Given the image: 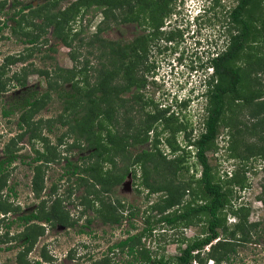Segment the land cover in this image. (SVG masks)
Returning a JSON list of instances; mask_svg holds the SVG:
<instances>
[{"label": "rangeland", "instance_id": "1", "mask_svg": "<svg viewBox=\"0 0 264 264\" xmlns=\"http://www.w3.org/2000/svg\"><path fill=\"white\" fill-rule=\"evenodd\" d=\"M21 1L31 6L44 2ZM71 1L60 0L61 7ZM10 2L6 0V7L0 12V20L12 11L8 8ZM96 2L90 0L86 6L81 5L77 16L70 21L71 32L77 31L83 38L82 42L72 40L71 45L66 46L53 37L50 30L41 34L36 46L48 48L49 58L46 61L40 59L42 53L36 51L35 46L24 42L22 33L32 29L33 21L30 23L28 19V23L23 22L24 28L18 35L11 34L9 27L3 29L0 34V62L10 54H22L24 59L9 64L1 79L7 81L6 78L14 69L27 63L38 68L50 67V75L47 77L35 72L28 76L29 85L37 86L39 91H43L49 81L53 86L59 84L62 78L56 77L59 72L66 73L71 79L64 84L68 91L73 87L80 91L98 93L101 87L96 84L106 79L111 94L121 95L125 101L114 104L111 109L101 103V111H109L110 115L105 117L102 113L93 119V123L99 125L98 136L104 138L109 134L107 145L113 138L109 143L113 146L109 152L117 153L114 158L117 166L128 162L123 152L118 151L123 144H126L125 152L128 154L145 151L146 155L139 163L130 165L128 174L109 196L125 205L123 221L112 226L104 223L93 209L82 211L83 205L79 202L84 194L83 187L76 183L75 176L62 174L65 159L60 157L67 156L84 165L85 161L77 157L88 151L78 153L75 148L66 150L65 146L73 141L74 136L73 132H68L67 126L56 124L54 131L49 133L41 129L50 144L56 146L57 159H60L40 164L43 174L40 195L34 196L31 188L34 172L29 164L20 161L15 162L8 179L9 184L15 185V194L7 190H3V193H7L9 201L19 205L22 212L35 208L42 199L49 206L57 198L62 208L77 219V223L73 227H65L38 222L44 225V232L36 237L34 243L26 246V251L19 254L18 262L24 264H35L37 260L41 264H90L92 259L105 257L115 263L125 264L124 261L131 257H126L124 252L117 249L107 253L108 247L143 228H149L144 231L142 242L150 249L152 256L169 258L179 255L188 242L204 237L207 233L210 216L205 212L173 222H167L163 217L205 201L199 186L202 166L196 156L195 140L205 130L204 119L210 89L208 81L212 73L209 59L228 44L229 31L234 27L228 14L238 0H170L169 12L161 17L151 13L154 10H144L133 1L131 13L127 8L128 3L120 6L103 5V10H95ZM106 12L115 13L117 18L106 16ZM247 14L250 16L251 35L254 38L234 62L241 67L237 93L235 96H225L215 138L205 152L213 180L228 191L227 202L220 213L224 227H219L218 231L221 240L227 241L229 250L226 259L219 264H264V125L260 120L261 115L252 117L250 111L253 105L243 98L251 92L264 97V67L262 70L255 68L258 59L264 61V0H261L260 5L251 4ZM126 16L130 19L123 21ZM33 20L37 23L41 19ZM8 24L12 25L13 22L9 21ZM98 27L101 40L129 41L132 45V55L122 65H113L112 76L104 72L112 67L106 54L107 48L99 44H85ZM43 43L46 45L43 46ZM179 56L183 59L180 61L182 64L172 67V72L168 74V64L176 62ZM160 59L161 66L155 75L152 69L157 66L155 61ZM214 82L213 79L210 84ZM12 91L10 89L8 94ZM178 94L190 95V99L178 106L175 104ZM6 100L4 94L0 95V107ZM51 102L38 111L35 117L56 116L60 111L59 101L53 99ZM130 103L132 106L127 111L126 107ZM145 113L159 115L153 122L145 123ZM19 131L14 119L8 121L0 116V151L7 139ZM64 132V142L56 145L57 136ZM18 142L20 153L29 157L35 155L26 136ZM34 147L42 151L43 146L36 141ZM25 159L30 160L27 157ZM111 165L108 161L102 162L103 169H109ZM144 171L148 173L150 182L173 180L181 189L186 188L181 202L165 211H159L158 203L165 192L151 191L145 186L142 183ZM52 182L56 184L54 190L51 188ZM99 186L98 183L94 184L96 190ZM97 203L94 202V205ZM89 217L91 223L85 225ZM253 222H259V225L254 227ZM237 223H242L243 232L235 230ZM1 225L0 233L5 231V226ZM22 229L23 226L16 224L9 228L8 239L12 233L15 234L10 238L11 245L1 243L0 264H17L15 254L20 253L18 249L22 242L16 233ZM8 245L13 248L7 250ZM207 251L208 246L199 255L202 261L210 264L212 260L208 258Z\"/></svg>", "mask_w": 264, "mask_h": 264}, {"label": "trees", "instance_id": "2", "mask_svg": "<svg viewBox=\"0 0 264 264\" xmlns=\"http://www.w3.org/2000/svg\"><path fill=\"white\" fill-rule=\"evenodd\" d=\"M90 0H73L67 6L61 7L60 0H44L42 3H38L36 6H31L22 3L21 0H11L8 8L12 11L7 13V17L0 20V34L3 29L9 27L10 33L16 35L23 30V22L28 23L30 19L32 29L29 31H23L25 37L24 42L36 47V51L42 53L40 59L46 61L49 58V50L46 47L36 46L41 34L50 30L51 35L58 39L60 43L69 46L72 40L83 41V38L77 31L72 33L70 21L77 16L81 5H87ZM98 2L95 6V10H103V5L107 6H120L121 4L128 3L127 6L129 13L133 10L134 4L142 7L144 10L149 9L150 12L159 17L162 14L169 12L170 7L168 3L170 0L157 1V0H96ZM261 4V0H238L229 11L230 22L234 23L233 29L229 31L228 44L225 49L213 55L209 61L213 69L211 77H209V93H208V105L206 108V116L204 119L205 130L195 140L196 156L202 166L199 186L200 191L205 197V201L199 205H192L187 207L178 213L171 216H164L163 218L167 222H173L181 219H188L192 214H198L200 212L207 213L210 218L207 223V233L204 237L194 239L186 244L181 250L179 255L164 258L153 257L151 251L142 242L144 231L149 228H143V230L136 233L128 234L126 237L119 239L108 247L107 253H111L114 249L125 253L126 257H131L125 260V264H206L202 261L199 252L203 251V248L208 246L207 251L208 258L212 261V264H219L222 260H225L228 255L227 241L221 240L219 236V227H224V223L221 220V211L224 209L227 202V192L222 189V186L213 180L211 167L205 154L207 148L210 146L215 138L217 132V125L224 109V98L226 95H233L237 93V87L241 80V67L234 64L235 60L244 52V49L250 41H253L254 36L251 35L252 28L250 24V16L247 14L250 10L251 4ZM6 7V0L0 2V12ZM105 12V11H103ZM108 13V14H107ZM106 16L117 18L115 13L106 12ZM34 18L41 19L34 22ZM126 18V19H125ZM123 21L129 20L130 17L126 16ZM12 21L13 24L9 25L8 22ZM9 25V26H8ZM25 26V25H24ZM158 26V25H157ZM34 30H37L34 31ZM39 30V31H38ZM100 28L98 27L96 32L89 38L85 44L93 46L99 44L102 48H107L106 54H108L110 60L109 71H104L109 76H112L113 65L123 64L127 61L132 54V45L128 42L113 41L110 39H102L100 37ZM18 35V34H17ZM71 35V36H70ZM46 42L45 40H43ZM105 42V43H102ZM35 44V45H34ZM46 44L43 43V46ZM98 45V46H99ZM46 48V49H42ZM42 49V50H41ZM102 53V52H101ZM100 53V54H101ZM24 57L22 54L15 55L10 54L3 57L0 62V95L4 94L7 98L5 103H1L0 116L10 121L14 119V123L19 132L15 133L7 139L3 144L0 151V224L5 226V231L0 233V244L6 242L9 228L13 225L23 226L22 233L27 242L31 244L35 241L36 237L44 232V225L38 224L43 221L44 223L60 224L65 227H73L77 223V219H74L69 215V212L65 211L60 203V200L55 198L49 206H46V201L42 199L35 208L22 212L19 205H13L9 201V195L3 193V190H7L11 194H15V185L9 184V175L12 173L15 162L20 161L24 164H29L30 168L34 172V176L31 180V188L34 196H39L41 189L43 188V174L41 172L42 163H47L60 158H64L63 172L69 176H75L76 183L83 187L84 194L80 197L79 204L83 205L82 211L93 209L98 217L104 223H108L112 226L120 224L123 221L124 204L120 200H113L110 196L111 192L117 187L128 174V170L131 164L139 163L142 157L146 155L145 151H141L137 154H128L125 149L126 144L120 146L118 151L123 152L124 157L127 158V163L117 166L114 160L116 154H110L109 150H112V145L107 141L110 138L109 134L104 138L98 136L99 125L93 123V119L96 116L102 115L101 103L106 104L105 107L111 109L116 103H123L125 99H122L121 95L111 94V88L108 87L106 79L96 84L101 87L98 93L92 91H80L77 89H70V91L64 88V84L71 79L66 73H57L56 77H60L59 84L52 85L49 81L46 88L43 91H39L37 86H30L28 83V76L30 73H37L41 76L47 77L50 75V67H34L32 63L21 65L19 68L14 69L4 81L1 79L6 72V68L9 64L16 61H22ZM247 64V63H245ZM256 70H262L264 67V61H256ZM61 69V67H56ZM215 82L210 84L213 79ZM9 84V86H8ZM130 84L127 86V90L130 88ZM13 89L11 93L8 91ZM126 92V91H125ZM252 93V92H251ZM249 96H244L245 102L252 103V109L250 114L254 118L261 115V122L264 125V97H259L257 94L252 93ZM54 94V95H53ZM237 96V95H236ZM237 98V97H236ZM59 101L60 111L54 117H35L43 107L51 104L52 100ZM132 101L136 99L131 98ZM132 104L126 107L128 111ZM107 109V110H108ZM105 117L109 116V111L103 113ZM145 123H151L157 118L159 114L145 113ZM130 121V119H128ZM127 120V121H128ZM128 121V122H129ZM58 126H67L68 132H73V141L68 143L65 148L67 151L73 148L77 149L78 153L87 150L85 155H78V159L85 161L84 165L78 162V160H71L67 156L57 159V153L55 152L54 145H51L48 137L40 131L45 129L48 133L53 132L54 128ZM24 136L30 142L31 148L35 155L29 157V155H23L20 153V147L17 146L19 139ZM66 132L57 136L56 145H60L65 138ZM32 140V141H31ZM42 143V151H39L34 147V142ZM64 142V141H63ZM111 146V147H110ZM109 152V153H108ZM128 154V155H127ZM27 157L28 161H26ZM108 161L112 163L109 169H103L102 162ZM116 170V171H115ZM142 183L147 186L151 191H164L165 196L158 203V210L165 211L169 208L179 204L182 200L183 192L186 188L181 189L180 185L176 181H166L160 183L158 181L150 182L148 180V173L143 172ZM98 183L99 189L94 188V184ZM51 188L54 190L56 184L52 182ZM91 195L92 197H89ZM94 202H98L94 205ZM12 217H10V215ZM97 217V216H96ZM264 219V216H263ZM91 218H86L85 225L91 223ZM254 227L259 225V222H253ZM84 226V225H83ZM236 231L243 232L242 223H237L235 227ZM215 240V242H213ZM225 242V243H224ZM110 251V252H109ZM107 256V255H106ZM19 261V255L16 256ZM40 264V262H36ZM90 264H118L112 261L111 258L105 257L104 259H95Z\"/></svg>", "mask_w": 264, "mask_h": 264}, {"label": "flooded vegetation", "instance_id": "3", "mask_svg": "<svg viewBox=\"0 0 264 264\" xmlns=\"http://www.w3.org/2000/svg\"><path fill=\"white\" fill-rule=\"evenodd\" d=\"M132 53H133V50H132ZM132 55V54H131ZM156 62V64H157V66L156 67H154L153 69H152V73L154 72L155 73V75H156V73H157V69L159 68V62H161V59L160 60H156L155 61ZM154 80V79H153ZM16 226H19V225H16ZM21 227V226H20ZM11 228V227H10ZM13 234H15V233H12V236L10 237V238H13ZM43 234V233H42ZM42 234H40V235H38L37 237H39V236H41ZM16 236L17 237H20V241L22 242V245H21V247L18 249L19 251H20V253H16L15 254V259H16V256L17 255H19V254H21L23 251H26V246H30L31 245V243L30 242H27L28 240H25V237L23 236V233H22V230H20V231H17V233H16ZM10 238L8 239V237L7 238H5L6 239V242H3L2 244H4V243H9V245H11L10 244ZM35 242V241H34ZM33 242V243H34ZM1 245V244H0ZM7 246L6 247V249L7 250H9V249H11V248H13V247H11V246ZM18 251V252H19ZM93 260H95V259H92V261ZM38 261V260H37ZM37 261H34L35 262V264H36V262ZM16 262H17V264H24V263H21V262H18V260L16 259ZM38 262H40V261H38ZM41 264V263H40Z\"/></svg>", "mask_w": 264, "mask_h": 264}, {"label": "clouds", "instance_id": "4", "mask_svg": "<svg viewBox=\"0 0 264 264\" xmlns=\"http://www.w3.org/2000/svg\"><path fill=\"white\" fill-rule=\"evenodd\" d=\"M177 59L178 60H176V62H173V61H171V63L170 64H168V65H170L169 66V70H168V74L169 73H171L172 72V67H176L177 66V64L179 63V64H182V62H180V61H182L183 59H180V56L179 57H177ZM161 65H159V67H160ZM211 69H212V67H210ZM211 72L213 73V69L211 70ZM212 73H211V75H212ZM167 79H169V77L167 78ZM172 95H176V93H172ZM190 99V95H183V94H181L180 96H179V94L177 95V99L175 100V104H178V106L179 105H181L183 102H186V101H188ZM210 264H212V262L210 263Z\"/></svg>", "mask_w": 264, "mask_h": 264}]
</instances>
